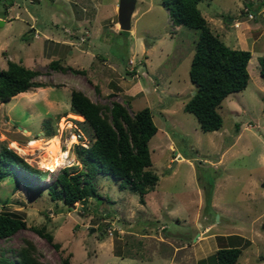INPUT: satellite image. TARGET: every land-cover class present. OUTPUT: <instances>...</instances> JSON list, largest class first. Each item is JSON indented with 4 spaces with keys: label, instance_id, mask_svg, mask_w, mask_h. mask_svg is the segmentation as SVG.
I'll return each mask as SVG.
<instances>
[{
    "label": "rangeland",
    "instance_id": "rangeland-1",
    "mask_svg": "<svg viewBox=\"0 0 264 264\" xmlns=\"http://www.w3.org/2000/svg\"><path fill=\"white\" fill-rule=\"evenodd\" d=\"M202 0L197 7L211 31L233 49L251 52L246 88L229 94L218 109L223 125L204 132L183 106L195 85L188 71L198 30L173 25L162 0H135L128 30L118 22L120 0H0V69L8 59L38 72L49 86L31 88L0 105V146L15 150L32 167L48 172L83 170L76 153L94 139L90 126L69 116L73 90L129 113L149 107L157 126L148 146L158 177L140 195L120 189L99 173L81 176L97 194L66 206L0 179V211L26 221V229L0 239V252L15 260L26 239L46 264H198L218 248L238 245L236 264H264V0ZM250 4V3H249ZM59 42L53 44L52 42ZM84 70H53L49 63ZM58 136L70 165L40 167L42 150L19 148ZM52 136V137H53ZM76 141L70 143L72 137ZM44 226L54 248L32 228Z\"/></svg>",
    "mask_w": 264,
    "mask_h": 264
},
{
    "label": "trees",
    "instance_id": "trees-1",
    "mask_svg": "<svg viewBox=\"0 0 264 264\" xmlns=\"http://www.w3.org/2000/svg\"><path fill=\"white\" fill-rule=\"evenodd\" d=\"M202 0H162L168 10L173 25L186 26L198 30L195 51L190 62L188 76L195 89L185 102L183 110L192 113L204 132L215 131L222 127L223 118L218 109L231 93L242 91L249 80L248 62L251 52L233 49L224 44L215 35L197 5ZM255 1V0H254ZM245 6L252 11L251 2ZM250 3V4H249ZM253 15L255 13L252 12ZM49 66L53 70L84 74V70L63 66L58 60H52ZM38 72L22 64L21 61L8 59L6 68L0 69V105L12 97L24 94L31 88L49 86L36 80ZM259 75L264 83V56L259 57ZM70 112L84 119L93 131L94 139L85 148L76 149L83 170L72 172L63 167L51 183H47L48 172L32 167L12 148L0 146V179L12 177L15 188L22 186L27 192L35 190L41 193L46 186L53 201H63L66 206L75 202L85 203L96 196L94 185H84L81 176L93 178L102 173L119 181L120 189H128L143 196L151 192L159 177L149 167L152 165L149 140L156 134L157 126L149 107L129 113L128 109L117 101L110 107L93 102L86 94L73 90L70 96ZM49 137L53 133L46 131ZM53 136V137H52ZM50 138V139H51ZM26 221L8 211H0V239H7L15 232L26 229ZM39 236L54 248L53 236L44 226L32 228ZM36 246L28 239L15 252V260L0 252V264H46L36 256ZM241 254L237 245L221 247L215 253L198 264H236ZM61 264H71L69 258H63Z\"/></svg>",
    "mask_w": 264,
    "mask_h": 264
},
{
    "label": "bare ground",
    "instance_id": "bare-ground-1",
    "mask_svg": "<svg viewBox=\"0 0 264 264\" xmlns=\"http://www.w3.org/2000/svg\"><path fill=\"white\" fill-rule=\"evenodd\" d=\"M69 116L76 118L74 114H70ZM75 141L76 137L73 136L70 143ZM61 147L59 137L55 136L45 142H43L42 140H36L34 142H31L29 147L19 149L20 152L23 154L34 150H42L43 154L39 158L38 164L42 168L55 172L60 167V164L63 163L66 165H70L71 163V159L69 158L70 152L66 150L64 153L61 154Z\"/></svg>",
    "mask_w": 264,
    "mask_h": 264
},
{
    "label": "water",
    "instance_id": "water-1",
    "mask_svg": "<svg viewBox=\"0 0 264 264\" xmlns=\"http://www.w3.org/2000/svg\"><path fill=\"white\" fill-rule=\"evenodd\" d=\"M134 8L135 0H120L118 6V22L121 30H128L130 28Z\"/></svg>",
    "mask_w": 264,
    "mask_h": 264
},
{
    "label": "built area",
    "instance_id": "built-area-1",
    "mask_svg": "<svg viewBox=\"0 0 264 264\" xmlns=\"http://www.w3.org/2000/svg\"><path fill=\"white\" fill-rule=\"evenodd\" d=\"M252 1V0H251ZM247 15L252 18L253 17V13L251 11H249V9H247Z\"/></svg>",
    "mask_w": 264,
    "mask_h": 264
},
{
    "label": "crops",
    "instance_id": "crops-1",
    "mask_svg": "<svg viewBox=\"0 0 264 264\" xmlns=\"http://www.w3.org/2000/svg\"><path fill=\"white\" fill-rule=\"evenodd\" d=\"M53 44H57V43H59V42H57V41H55V42H52Z\"/></svg>",
    "mask_w": 264,
    "mask_h": 264
}]
</instances>
